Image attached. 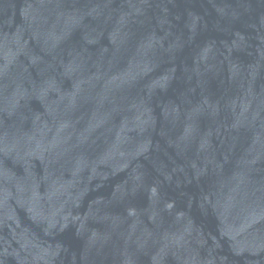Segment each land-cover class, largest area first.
I'll use <instances>...</instances> for the list:
<instances>
[{
	"label": "water",
	"instance_id": "95a60500",
	"mask_svg": "<svg viewBox=\"0 0 264 264\" xmlns=\"http://www.w3.org/2000/svg\"><path fill=\"white\" fill-rule=\"evenodd\" d=\"M0 264H264V0H0Z\"/></svg>",
	"mask_w": 264,
	"mask_h": 264
}]
</instances>
